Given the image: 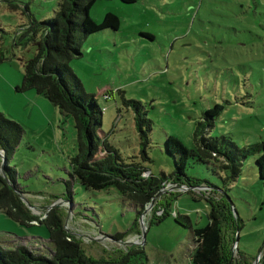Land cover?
<instances>
[{"label": "rangeland", "instance_id": "1", "mask_svg": "<svg viewBox=\"0 0 264 264\" xmlns=\"http://www.w3.org/2000/svg\"><path fill=\"white\" fill-rule=\"evenodd\" d=\"M60 1L0 0V113L24 129L9 165L18 172L25 205L41 220L57 208L64 217L65 232L81 240L86 255L95 259H110L113 253L139 247L146 251L145 264H181L179 249L192 259V230L176 225L175 212L188 216L193 229L206 227L212 209L209 200L217 202L218 194L203 189L173 192L174 183L166 182L134 231L123 240L114 239L117 233L130 232L136 220L133 203L123 201L115 189L85 190L71 178V161L81 146L74 118L64 117L35 89H23L25 65L39 54L45 30L39 24L55 17ZM108 13L120 18V30L89 36L83 43V57L71 62V67L103 110L100 136L126 164H141L156 177L172 175L168 136L195 148L198 124L215 105L225 109L209 136L228 135L241 148L264 143V0H136L133 4L99 0L90 15L101 22ZM143 34H153L155 39ZM124 100L143 103L153 123L149 160L142 153L135 109ZM259 156L249 157L239 180L227 187L229 215L232 212L238 222L239 239L231 216L226 231L229 227L232 248L237 243L238 261L247 257L251 264H264V183ZM187 175L225 188L210 165L191 160ZM171 199V215L146 230L144 244L137 243L154 213L170 212L168 204L166 209L161 204ZM49 237L47 225H22L0 212L1 245L15 241L13 245L49 255L54 247ZM184 264L191 263L186 258Z\"/></svg>", "mask_w": 264, "mask_h": 264}, {"label": "trees", "instance_id": "2", "mask_svg": "<svg viewBox=\"0 0 264 264\" xmlns=\"http://www.w3.org/2000/svg\"><path fill=\"white\" fill-rule=\"evenodd\" d=\"M97 1L99 0H61L55 17L39 24L43 25L45 30L38 43L39 54L25 65L23 89H35L39 95L49 99L64 117L74 118L81 146L79 153L71 161V178L77 180L85 190L115 189L123 197V201L133 203L136 220L130 232L117 233L114 239L123 240L134 231L139 219L158 196L164 183L187 185L190 188L206 187L213 194L222 192L219 202L209 200L212 204L208 215L209 224L203 228L193 229L190 218L176 211V225L180 228L193 229L195 249L192 264H231V248L234 241L228 237L229 227L226 231L225 226L230 223L229 216L234 221V231L237 233L239 229L232 212L229 215L231 199L227 195V187L239 180L244 162L255 154L260 155L257 164L260 180L264 183V143L241 148L228 135L209 136L216 118L225 109L222 105H215L205 113L198 124L194 135L195 148L190 149L180 139L168 136L167 152L174 160L172 175L162 173L160 177H156L151 170L141 164H126L118 150L100 136L103 111L96 96L86 92L82 81L71 67V62L83 57V43L89 36L108 29L119 31L121 28V20L114 13L106 14L101 22L91 17V10ZM121 1L125 4L136 2ZM240 7L244 9L243 5ZM35 29L36 25H33L31 30ZM143 36L155 39L152 34ZM124 102L128 107L135 109V122L144 149L142 153L145 159L149 160L147 148L153 123L148 119L143 103L135 100ZM23 134L24 129L19 123L9 120L0 113V151L4 153L6 159L4 174L1 172L0 159V212L7 213L22 225L31 227L47 225L49 238L54 247L47 255L41 249H31L25 245L0 244V264H145L148 257L142 247L128 252L113 253L110 259L89 257L82 248L81 240L65 232L64 217L57 208L52 209L49 216L42 220L31 215L21 197L26 192L19 187L18 172L9 165ZM191 160L210 165L225 188L189 177L187 168ZM146 173H149L147 177ZM67 190L69 200L72 202L70 182L67 183ZM192 192L190 190L186 193ZM163 206L165 208L167 204ZM171 213L167 209L160 216L154 213L150 226L162 224Z\"/></svg>", "mask_w": 264, "mask_h": 264}, {"label": "built area", "instance_id": "3", "mask_svg": "<svg viewBox=\"0 0 264 264\" xmlns=\"http://www.w3.org/2000/svg\"><path fill=\"white\" fill-rule=\"evenodd\" d=\"M106 98H109V97H106ZM103 111V110H102ZM149 175V173H146L145 176L147 177ZM200 189L204 190V192H206L207 194H209L211 192L210 189L206 188V187H197V188H190L189 186L187 185H182V186H179L178 184H172V188L171 190H174V191H184V192H188V191H193V192H199ZM162 215V213L160 214ZM175 216H176V212H175ZM33 224H37V222H33ZM137 243L139 244H144L143 242V237L142 235L140 236V238L137 240ZM195 248V247H194ZM233 251H235V254L233 255V263L234 264H241L242 261H238V259L240 258V256L236 253V248L233 249ZM235 258V259H234Z\"/></svg>", "mask_w": 264, "mask_h": 264}, {"label": "crops", "instance_id": "4", "mask_svg": "<svg viewBox=\"0 0 264 264\" xmlns=\"http://www.w3.org/2000/svg\"><path fill=\"white\" fill-rule=\"evenodd\" d=\"M153 35V34H152ZM173 192H176V191H173ZM172 192V193H173ZM215 199H217V202H219V200L221 199V193H218V195L215 197ZM165 204H169V208H170V213H171V211H172V209H173V204H172V199L170 200V201H166V202H163L161 205L163 206V205H165ZM190 221H191V219H190ZM191 226H192V228H193V225H192V222H191ZM177 227V226H176ZM192 236H193V229H192ZM34 238H36V237H34ZM27 240V239H26ZM8 243H10V244H13V243H15V241H13V242H8ZM20 245H23V244H20ZM195 246L193 245V247H192V251H193V254H194V248ZM177 252H179L180 254H181V257H182V259H183V261H182V263L181 264H184L185 263V260H186V258L189 260V262L192 264V259L189 257V256H187V252L185 251V253H184V251L182 250V249H179V251H177ZM176 252V253H177ZM188 254H190V250H189V253ZM192 254V255H193ZM189 257V258H188ZM260 258V257H259ZM241 259H242V263L241 264H251L248 260H247V257H241ZM258 261H259V259H258Z\"/></svg>", "mask_w": 264, "mask_h": 264}, {"label": "water", "instance_id": "5", "mask_svg": "<svg viewBox=\"0 0 264 264\" xmlns=\"http://www.w3.org/2000/svg\"><path fill=\"white\" fill-rule=\"evenodd\" d=\"M6 165V159H5V157H2V165H1V172L3 173L4 172V166ZM4 174V173H3ZM10 184V186L12 187V184L11 183H9ZM200 188V187H199ZM219 191V190H218ZM219 193H222L221 191L219 192ZM155 200H156V198L153 200V202L150 204V206H152L154 203H155ZM54 207V206H53ZM51 209H52V207H51ZM150 224H151V219H150V221L148 222V226H147V228H144L143 229V233H142V237H143V242L145 243V241H146V230L150 227ZM237 227H238V225H237ZM237 240L239 239V230H237ZM236 245H237V243L235 242V244H234V246H233V248H232V250L234 249V248H236ZM230 263L231 264H233V260H231L230 261Z\"/></svg>", "mask_w": 264, "mask_h": 264}, {"label": "bare ground", "instance_id": "6", "mask_svg": "<svg viewBox=\"0 0 264 264\" xmlns=\"http://www.w3.org/2000/svg\"><path fill=\"white\" fill-rule=\"evenodd\" d=\"M136 242H137V241H136ZM128 244H130V245H131V244H136V243H135V242H130V243H128Z\"/></svg>", "mask_w": 264, "mask_h": 264}]
</instances>
